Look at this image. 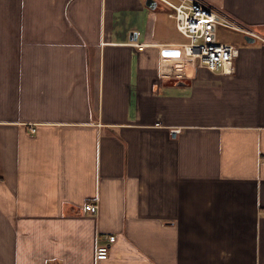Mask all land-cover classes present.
Masks as SVG:
<instances>
[{"label":"crops","instance_id":"1","mask_svg":"<svg viewBox=\"0 0 264 264\" xmlns=\"http://www.w3.org/2000/svg\"><path fill=\"white\" fill-rule=\"evenodd\" d=\"M146 1L0 0V264H264V0L231 73Z\"/></svg>","mask_w":264,"mask_h":264},{"label":"built area","instance_id":"2","mask_svg":"<svg viewBox=\"0 0 264 264\" xmlns=\"http://www.w3.org/2000/svg\"><path fill=\"white\" fill-rule=\"evenodd\" d=\"M161 1L169 7V15L173 18L176 29L185 36L186 41L183 46L187 53L196 59L198 65L208 70L231 73L233 59L238 54V48L234 43L218 40V27L232 29L253 37L257 36L253 30L236 19L201 0ZM173 130L178 132L179 128ZM83 209L96 213L98 203L86 201ZM260 213L264 214V209ZM103 237L105 240L99 241L95 246L96 259L108 257L110 243L115 239V234H103Z\"/></svg>","mask_w":264,"mask_h":264},{"label":"rangeland","instance_id":"3","mask_svg":"<svg viewBox=\"0 0 264 264\" xmlns=\"http://www.w3.org/2000/svg\"><path fill=\"white\" fill-rule=\"evenodd\" d=\"M217 35H218V40L220 41L227 40V41L235 42V44L238 41L244 40L242 33L232 30V29L224 28L221 26L218 27ZM183 39L186 41V38L183 37Z\"/></svg>","mask_w":264,"mask_h":264},{"label":"water","instance_id":"4","mask_svg":"<svg viewBox=\"0 0 264 264\" xmlns=\"http://www.w3.org/2000/svg\"><path fill=\"white\" fill-rule=\"evenodd\" d=\"M153 0H147L146 2L147 3H151ZM244 39L247 41V42H252L254 41V37L249 35V34H244Z\"/></svg>","mask_w":264,"mask_h":264}]
</instances>
